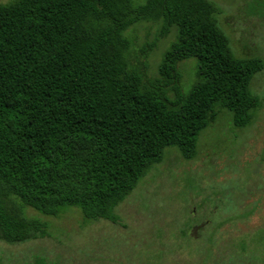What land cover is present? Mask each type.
Here are the masks:
<instances>
[{
    "label": "trees",
    "instance_id": "1",
    "mask_svg": "<svg viewBox=\"0 0 264 264\" xmlns=\"http://www.w3.org/2000/svg\"><path fill=\"white\" fill-rule=\"evenodd\" d=\"M219 13L211 0L0 2V240L46 234L26 207L118 222L116 208L167 148L195 158L223 109L237 128L252 123L264 60L234 54ZM143 22L176 31L152 79L130 61L127 32ZM193 58L185 91L180 66Z\"/></svg>",
    "mask_w": 264,
    "mask_h": 264
},
{
    "label": "rangeland",
    "instance_id": "2",
    "mask_svg": "<svg viewBox=\"0 0 264 264\" xmlns=\"http://www.w3.org/2000/svg\"><path fill=\"white\" fill-rule=\"evenodd\" d=\"M211 1L220 8L219 24L234 54L264 60V0ZM161 31V23L143 22L127 32L130 61L148 79L158 75L163 53L176 38L175 29L165 37ZM196 63L193 58L180 66L185 91L196 79ZM252 91L263 104L249 126L235 127L232 113L223 109L202 131L195 158L167 148L163 161L116 208L118 222L88 221L76 206L56 217L26 207L28 217L47 224L46 234L20 243L0 240V264L240 262L230 255L264 264V70L254 76Z\"/></svg>",
    "mask_w": 264,
    "mask_h": 264
},
{
    "label": "flooded vegetation",
    "instance_id": "3",
    "mask_svg": "<svg viewBox=\"0 0 264 264\" xmlns=\"http://www.w3.org/2000/svg\"><path fill=\"white\" fill-rule=\"evenodd\" d=\"M205 223H201L198 226H194V231L198 230L199 228H203ZM243 255V254H242ZM231 257H233V260L231 261H240L237 264H251V262L253 263V256L250 257V260H246V259H237V255H230ZM239 257H243V256H239Z\"/></svg>",
    "mask_w": 264,
    "mask_h": 264
}]
</instances>
